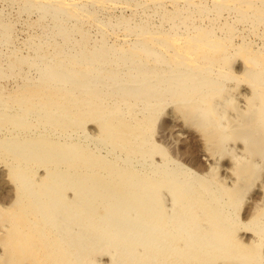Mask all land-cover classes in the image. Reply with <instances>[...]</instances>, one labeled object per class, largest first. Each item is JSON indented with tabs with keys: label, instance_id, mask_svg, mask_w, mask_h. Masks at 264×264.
Wrapping results in <instances>:
<instances>
[{
	"label": "bare ground",
	"instance_id": "obj_1",
	"mask_svg": "<svg viewBox=\"0 0 264 264\" xmlns=\"http://www.w3.org/2000/svg\"><path fill=\"white\" fill-rule=\"evenodd\" d=\"M7 1L0 264H264V0Z\"/></svg>",
	"mask_w": 264,
	"mask_h": 264
},
{
	"label": "rangeland",
	"instance_id": "obj_2",
	"mask_svg": "<svg viewBox=\"0 0 264 264\" xmlns=\"http://www.w3.org/2000/svg\"><path fill=\"white\" fill-rule=\"evenodd\" d=\"M4 1L3 0H0V10H2L8 18H10L11 20H13V23H14V33H13V35H14V38H15L16 45H17L19 51H24V47H23L21 41H23L24 38L26 37V35L28 34V29L25 26V20H24V18H26V16L23 15V14L22 15H17L14 6L12 4H10L7 0H4ZM121 12L122 13H125V12L127 13V11H121ZM121 12H120L119 9L118 10L117 9H114L112 11V13L114 15L115 14H119ZM99 17L100 18H103V17H105V15L104 14H99ZM17 19H18V21H17ZM92 28H90L91 34L94 37L95 36H98V33L95 32L96 30L94 28L93 29ZM24 30H26V31H24ZM4 50H5V48H4ZM4 84H5V86L10 87V86L13 85V81L12 80H11V82H10V80L9 81H5ZM157 131L158 130H156V133H157ZM165 143H166V141L163 140L162 141V144L167 148V146H166L167 143L166 144Z\"/></svg>",
	"mask_w": 264,
	"mask_h": 264
}]
</instances>
